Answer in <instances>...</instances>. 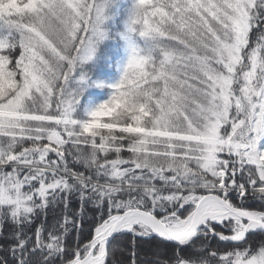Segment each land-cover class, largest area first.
Masks as SVG:
<instances>
[{"label": "snow or ice", "instance_id": "obj_1", "mask_svg": "<svg viewBox=\"0 0 264 264\" xmlns=\"http://www.w3.org/2000/svg\"><path fill=\"white\" fill-rule=\"evenodd\" d=\"M110 3L0 0V264H264V0Z\"/></svg>", "mask_w": 264, "mask_h": 264}, {"label": "trees", "instance_id": "obj_2", "mask_svg": "<svg viewBox=\"0 0 264 264\" xmlns=\"http://www.w3.org/2000/svg\"><path fill=\"white\" fill-rule=\"evenodd\" d=\"M133 0H112L109 5V13L114 16L109 32L120 31L123 28V21L127 10L132 6ZM105 57H108L105 60ZM126 59V52L123 42L119 39H107L103 41L97 50L96 56L91 62L83 66V71L88 73L93 81H103L105 84L115 83L121 74L122 65ZM109 89L99 87H88L84 90L78 110L85 106L91 107L107 98Z\"/></svg>", "mask_w": 264, "mask_h": 264}, {"label": "rangeland", "instance_id": "obj_3", "mask_svg": "<svg viewBox=\"0 0 264 264\" xmlns=\"http://www.w3.org/2000/svg\"><path fill=\"white\" fill-rule=\"evenodd\" d=\"M106 15H107L109 18L105 21V25H104V27L109 31V30H110L109 26L111 27L112 22H113V20H114V16H113L112 14L109 13V6L106 7ZM93 59H94V57H93ZM91 61H92V60H91ZM91 61H88V62H91ZM88 62H87V63H88Z\"/></svg>", "mask_w": 264, "mask_h": 264}]
</instances>
